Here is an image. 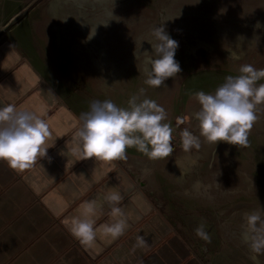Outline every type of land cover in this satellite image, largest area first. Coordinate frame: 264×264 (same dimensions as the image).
<instances>
[{
	"label": "rangeland",
	"instance_id": "rangeland-1",
	"mask_svg": "<svg viewBox=\"0 0 264 264\" xmlns=\"http://www.w3.org/2000/svg\"><path fill=\"white\" fill-rule=\"evenodd\" d=\"M163 23L178 42L180 72L156 88L144 83L145 70L155 43L151 29ZM5 41L24 44L25 56L53 74L79 117L93 100L126 107L143 88L141 99L166 110L174 151L150 160L129 148L120 164L183 226L190 242L206 249L212 264H264V249L254 252L242 238L245 216L264 208V105L246 146L201 138L198 149L186 152L180 138L186 127L199 135L189 119L199 107L194 92H214L241 64L264 68V0H0V44ZM175 166L189 170L181 174ZM200 224L207 241L195 234Z\"/></svg>",
	"mask_w": 264,
	"mask_h": 264
},
{
	"label": "crops",
	"instance_id": "crops-1",
	"mask_svg": "<svg viewBox=\"0 0 264 264\" xmlns=\"http://www.w3.org/2000/svg\"><path fill=\"white\" fill-rule=\"evenodd\" d=\"M23 49L12 41L0 44V105L37 112L52 136L46 157L29 170L0 162V264H212L206 249L190 242L183 226L136 185L119 160L77 161L71 149L79 116L59 94L53 74ZM109 187L121 193L129 226L117 238L100 236L94 247H85L66 219L82 200L100 198ZM108 211L104 204L98 223L109 219Z\"/></svg>",
	"mask_w": 264,
	"mask_h": 264
},
{
	"label": "clouds",
	"instance_id": "clouds-1",
	"mask_svg": "<svg viewBox=\"0 0 264 264\" xmlns=\"http://www.w3.org/2000/svg\"><path fill=\"white\" fill-rule=\"evenodd\" d=\"M260 26L259 24L256 25ZM95 34H88L90 40ZM155 43L147 60L144 83L160 87L180 72L175 60L178 42L165 31L164 23L151 29ZM232 59L239 56L231 54ZM264 68L241 64L237 75H227L214 92L198 90L193 93L198 110L189 119L197 122L199 135L187 127L180 132L184 151L198 149L201 138L209 144L225 142L246 146L248 132L259 118V106L264 105ZM140 96L144 89L139 90ZM131 96L127 106H118L111 99L93 100L88 111L78 118L73 133L71 152L77 161L92 158L95 162H111L126 158V150H135L150 160L164 159L173 153L174 128L167 122L165 108L156 100ZM52 136L49 123L33 110L14 104L0 105V162L13 170L26 171L38 158H45ZM68 151V149H67ZM123 197L115 187H109L96 199L82 200L73 214L66 219L71 235L85 247H94L100 236L117 238L129 226L131 213L120 205ZM104 204L109 205L108 217L98 223ZM242 238L254 252L264 249V208L245 216ZM196 236L207 241L209 236L203 224L194 230ZM137 242L144 243L141 236Z\"/></svg>",
	"mask_w": 264,
	"mask_h": 264
},
{
	"label": "water",
	"instance_id": "water-1",
	"mask_svg": "<svg viewBox=\"0 0 264 264\" xmlns=\"http://www.w3.org/2000/svg\"><path fill=\"white\" fill-rule=\"evenodd\" d=\"M27 12H28V9L25 10V11H23V12H21V13H19L18 15L14 16V17L10 20V22L8 23V25H7L5 28H8V27H10V26L16 24L19 20H21V19L27 14Z\"/></svg>",
	"mask_w": 264,
	"mask_h": 264
}]
</instances>
